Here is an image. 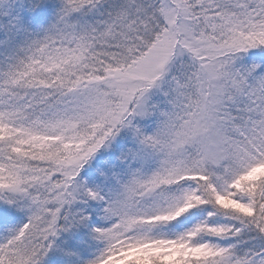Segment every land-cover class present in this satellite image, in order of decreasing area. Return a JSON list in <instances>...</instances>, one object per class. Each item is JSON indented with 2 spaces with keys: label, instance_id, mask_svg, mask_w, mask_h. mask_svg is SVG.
I'll use <instances>...</instances> for the list:
<instances>
[{
  "label": "snow or ice",
  "instance_id": "6c2138e0",
  "mask_svg": "<svg viewBox=\"0 0 264 264\" xmlns=\"http://www.w3.org/2000/svg\"><path fill=\"white\" fill-rule=\"evenodd\" d=\"M0 264H264V0H0Z\"/></svg>",
  "mask_w": 264,
  "mask_h": 264
}]
</instances>
